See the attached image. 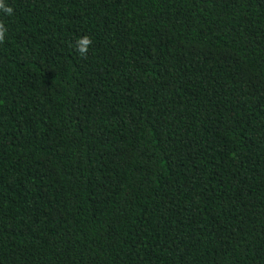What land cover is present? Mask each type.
Returning <instances> with one entry per match:
<instances>
[{"label":"trees","instance_id":"16d2710c","mask_svg":"<svg viewBox=\"0 0 264 264\" xmlns=\"http://www.w3.org/2000/svg\"><path fill=\"white\" fill-rule=\"evenodd\" d=\"M0 264H264V0H0Z\"/></svg>","mask_w":264,"mask_h":264},{"label":"clouds","instance_id":"9594fccd","mask_svg":"<svg viewBox=\"0 0 264 264\" xmlns=\"http://www.w3.org/2000/svg\"><path fill=\"white\" fill-rule=\"evenodd\" d=\"M81 51L83 52L84 50L82 49Z\"/></svg>","mask_w":264,"mask_h":264}]
</instances>
